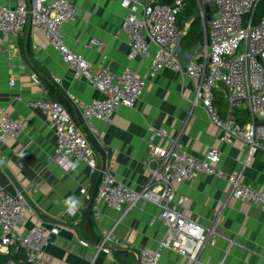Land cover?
I'll list each match as a JSON object with an SVG mask.
<instances>
[{"label": "crops", "instance_id": "crops-1", "mask_svg": "<svg viewBox=\"0 0 264 264\" xmlns=\"http://www.w3.org/2000/svg\"><path fill=\"white\" fill-rule=\"evenodd\" d=\"M122 1L70 0L78 16L63 28L68 47L83 55L93 70L105 66L119 75L130 69L146 81L144 95L134 108H119L111 124L95 122L99 131L95 148L98 166L108 160L119 181L133 190L142 189L148 180L146 162L153 129L164 134L154 138L155 145L168 146L179 136L195 158H203L208 150L217 148L221 152L219 169L227 174L239 172L248 147L242 142H221L220 130L210 122L204 106L193 104L196 83L168 69L151 76L149 60H127L129 48L121 25L128 11L120 6ZM0 6L13 7L14 3L0 0ZM190 27L187 23L182 38ZM201 28L203 41L199 45L205 36ZM92 40H98L101 46H91ZM189 42L180 43L178 48L184 63L199 57V45L189 48ZM0 44V120L8 116L24 128L17 140L0 141V186L10 194L22 190L33 208L19 232L23 234L39 223L58 226L59 235L45 251L46 264H139L137 253L158 250L164 237L163 224L152 222L159 208L140 204L124 213L108 207L97 196V173H92L84 162L75 163L69 172L56 163L55 128L39 109L31 107V102L42 98L59 102L81 126L82 107L100 99L101 94L74 78L73 70L48 43L42 29L28 25L18 39L0 32ZM34 75L40 86L33 83ZM12 79L16 80L15 86L10 85ZM68 94L76 98L77 104L68 99ZM225 106L224 113L220 110L222 117L227 113ZM233 116L239 124L249 122L244 106H239ZM244 181L264 193V150L254 153L244 171ZM181 198L186 201L180 211L204 227L220 216L217 234L207 243L200 262L264 264V213L232 198L228 183L200 174L192 182L176 186V202ZM72 208L75 214L70 216ZM108 232H113L116 239L109 244L113 256L97 252ZM10 251L8 257L16 260L25 256L20 248ZM8 257L1 255L0 264ZM160 264H186V259L163 250Z\"/></svg>", "mask_w": 264, "mask_h": 264}, {"label": "built area", "instance_id": "built-area-1", "mask_svg": "<svg viewBox=\"0 0 264 264\" xmlns=\"http://www.w3.org/2000/svg\"><path fill=\"white\" fill-rule=\"evenodd\" d=\"M11 1L13 7L0 6V32L18 39L28 25L42 29L48 43L73 70L74 78L101 94L100 99L82 107L81 126L72 120L65 106L59 102L46 98L31 102V107L39 109L55 128L56 163L69 172L75 163L84 162L92 173L99 175L98 198L114 210L128 213L140 204H153L160 210L152 222L163 224L164 237L158 250L137 253L139 264H160L163 250L185 258L186 264H203L199 258L207 243L216 236L220 216H216L211 226L204 227L180 211L185 198L176 202V186L190 183L200 174L228 183L232 198L264 213V193L254 190L244 181V171L254 153L264 150V17L259 22L254 18L260 0H196L205 36L203 44L199 45V57L187 63L182 62L179 56L182 32L177 23L178 14L187 0H174L171 4L159 0L121 2L120 6L128 11L121 25V33L129 48L127 60H149L151 76L166 69L184 74L196 83L193 104L204 106L210 122L220 130L221 142L228 145L242 142L248 147L241 170L227 174L218 167L221 161L219 149L212 148L203 158H195L179 136L171 139L168 146L155 145L154 138L164 134L151 129L146 162L148 180L140 190H133L119 181L111 172L108 160L98 166L95 149L88 136H93L98 143L99 131L95 122L111 124L119 108H134L144 95L146 81L130 69L119 75L105 66L93 70L83 55L68 47L63 28L78 16L70 0ZM90 45L99 47L101 43L92 40ZM32 81L37 86L41 85L35 75ZM15 82L12 79L10 85L15 86ZM217 92L227 105L225 117L216 105ZM68 99L77 104L73 95L68 94ZM239 106L248 111L247 124L241 125L234 119L233 114ZM23 132L22 124L8 116L1 118L0 141L17 140ZM85 193L86 190H82V194ZM32 212V205L22 190L17 189L10 194L0 186V256L8 257L11 248H20L25 252L26 264H46L45 251L60 230L56 225L39 223L20 233ZM74 214L73 208L68 211V215ZM113 242H116L115 236L108 232L97 248L98 254L113 256V249L109 246ZM2 264L18 263L8 257Z\"/></svg>", "mask_w": 264, "mask_h": 264}, {"label": "trees", "instance_id": "trees-1", "mask_svg": "<svg viewBox=\"0 0 264 264\" xmlns=\"http://www.w3.org/2000/svg\"><path fill=\"white\" fill-rule=\"evenodd\" d=\"M163 3L171 4L173 3L174 0H161ZM264 17V0H260V3L258 4L254 18L255 22H259L262 18ZM177 23L180 31H183L186 27V24H190V29L187 32V35L181 39V43L185 41H190L189 48H193L203 41V32H202V22L200 17L198 16V5L196 0H187L185 6L183 9L180 11L177 17ZM199 28V33H197V29ZM197 30V31H196ZM216 105L220 108L221 112L224 113L226 110V106L224 103V99L222 95L217 92L216 93ZM244 122L241 121V125ZM89 141L90 144L93 146V148L98 147L97 141L93 138V136L89 135ZM117 255V253H114V256ZM12 259L18 263V264H26V257L23 256L21 259L16 260L15 258L12 257Z\"/></svg>", "mask_w": 264, "mask_h": 264}, {"label": "water", "instance_id": "water-1", "mask_svg": "<svg viewBox=\"0 0 264 264\" xmlns=\"http://www.w3.org/2000/svg\"><path fill=\"white\" fill-rule=\"evenodd\" d=\"M206 10L209 12V8L207 7ZM208 21L210 20V16L207 17ZM261 124V122H260Z\"/></svg>", "mask_w": 264, "mask_h": 264}, {"label": "rangeland", "instance_id": "rangeland-1", "mask_svg": "<svg viewBox=\"0 0 264 264\" xmlns=\"http://www.w3.org/2000/svg\"><path fill=\"white\" fill-rule=\"evenodd\" d=\"M196 29L198 30L199 28H196ZM197 30H196V31H197ZM197 33H199V30L197 31Z\"/></svg>", "mask_w": 264, "mask_h": 264}]
</instances>
